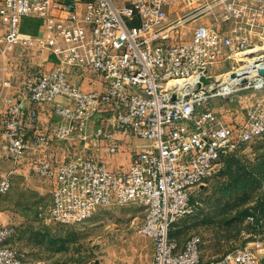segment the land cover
I'll return each instance as SVG.
<instances>
[{
    "label": "built area",
    "instance_id": "2783aa9c",
    "mask_svg": "<svg viewBox=\"0 0 264 264\" xmlns=\"http://www.w3.org/2000/svg\"><path fill=\"white\" fill-rule=\"evenodd\" d=\"M175 1L0 0V25L6 29L4 51L37 45L55 57L52 68L38 70L23 82L35 105L57 97L67 100L55 106L62 122L54 137L84 139L94 121L95 134L109 154L120 149L116 133L148 141L137 145L140 149L121 170L86 153L35 162L34 170L54 181L49 218L62 224L80 222L99 205L137 203L144 211L138 230L153 241L151 264H202L201 236L192 234L180 245L172 228L193 213L191 188L213 175L221 155L264 133V108L258 105L239 123L225 121L209 98L229 96L238 85L210 87L200 77L214 76L210 67L224 45L235 42L239 52L264 50V0H204L168 21ZM217 4L237 23L232 33L198 23L182 39V29ZM25 17L39 19L46 33L22 35L19 25ZM254 33L260 34L262 44L252 43ZM69 69L97 74L102 89L83 90L71 81ZM248 75L245 87L264 85V74ZM0 124L4 156L17 162L29 147L20 103L7 106ZM49 143L47 136H37L36 146ZM11 174L0 173V198L11 187ZM246 219L255 221L254 215ZM14 234V226L0 223V264H24L23 252L9 243ZM207 264H264V236Z\"/></svg>",
    "mask_w": 264,
    "mask_h": 264
},
{
    "label": "rangeland",
    "instance_id": "374dc122",
    "mask_svg": "<svg viewBox=\"0 0 264 264\" xmlns=\"http://www.w3.org/2000/svg\"><path fill=\"white\" fill-rule=\"evenodd\" d=\"M203 1L177 0L172 5L171 15L176 17L186 13ZM198 23L208 24L226 34H231L237 25L223 5L217 4L183 28L182 39L189 37ZM240 24L245 26L243 22ZM251 38L252 43H261L259 33H254ZM234 45L235 42L222 46L218 60L210 67V74L214 75L211 77H219L212 81L214 84L223 81L225 74L245 66L247 59L264 51L257 48V51L239 52ZM256 63L259 65L249 72L252 75L262 74L258 68H264V60ZM246 75L248 78V73ZM247 78L233 82L238 85L233 94L209 98L212 109L225 121L239 123L248 119L258 105L264 108V85L245 87ZM133 139L137 145L148 144L145 139ZM137 145L131 149L122 146L114 154L106 150L105 153L112 158L123 154L127 159L140 149ZM94 154L91 155L101 159ZM35 162H31L30 175L24 180L26 185H22L23 180L18 178L0 198L3 205L12 208L7 213L9 215H5L6 221L0 222L15 227V234L9 242L23 252L24 264L152 263L153 241L138 230L144 213L140 205L133 202L99 205L83 221L57 223L49 218L48 213L54 181L34 171ZM37 186L42 192L35 188ZM190 200L194 211L174 224L172 236L181 245L190 235L199 234L202 238V264L248 244L255 237H263L264 133L227 149L218 159L213 175L191 188ZM247 215H254L255 221L247 220ZM17 229H20L19 235H16Z\"/></svg>",
    "mask_w": 264,
    "mask_h": 264
},
{
    "label": "crops",
    "instance_id": "0c3cea01",
    "mask_svg": "<svg viewBox=\"0 0 264 264\" xmlns=\"http://www.w3.org/2000/svg\"><path fill=\"white\" fill-rule=\"evenodd\" d=\"M171 11L172 7L168 10V21L175 18V16L171 15ZM19 31L22 35H44L46 33L42 22L32 17H25L22 20L19 25ZM5 32V27L0 25V118L9 104L20 103L28 126L29 147L25 155L17 162L6 158L4 156L5 139L0 124V173L6 174L12 171V183L14 184L19 178V180H23L22 185H26L27 181L25 183L24 180H27L30 175L31 162L39 161L46 157L62 160L76 153H96V156L107 162L114 170L127 168L131 156L129 155L126 159L123 154H119L115 158L107 155L102 146L104 144L103 141L95 134L97 124L94 121L87 127L84 139L79 138L77 135L70 136L66 140L54 137L53 133L56 125L62 122L61 117L55 112V106L58 103H66L67 100L63 97H57L53 102L35 105L29 99L23 82L28 75L38 70L52 68L55 63V57L50 53L49 49L37 45H32L28 49L16 45L12 50L4 51ZM169 35L173 38L178 36L177 33L171 31ZM69 75L71 81L83 90H101L103 87L100 77L88 70L76 71L69 69ZM40 134L50 139L48 145L44 147L36 146L37 136ZM116 136L121 139L120 148L124 146L131 149L137 145V141L131 137L123 136L119 133H116ZM35 188L40 190L38 186ZM2 200H0V221L5 222V215H9L7 213L12 208L11 205H3ZM17 234H20V229L16 230ZM10 244L12 245V243ZM12 246L15 247L14 245Z\"/></svg>",
    "mask_w": 264,
    "mask_h": 264
},
{
    "label": "bare ground",
    "instance_id": "6f19581e",
    "mask_svg": "<svg viewBox=\"0 0 264 264\" xmlns=\"http://www.w3.org/2000/svg\"><path fill=\"white\" fill-rule=\"evenodd\" d=\"M255 49H256L255 51L258 50L257 48H255ZM261 59L264 60V54H262V53L261 54H257L255 56L247 59L246 60L247 63L245 64V66L241 67L236 72L231 71V72L225 74L224 75L225 76L224 80L221 81V82H218L216 84H214L215 82L213 83L212 81L215 80V79H218L219 77H211V78H208L209 79V83L212 82L211 85H209V86L210 87H213L215 85H218L220 83H225V82H227L231 86H235V84L233 82H235L237 80H245L247 78L246 73H249L251 70L254 69V67L258 66L259 64L256 63V62L259 61V60H261ZM263 70H264V68H261V67L258 68V71H260L261 73H262ZM253 75H254V73H253Z\"/></svg>",
    "mask_w": 264,
    "mask_h": 264
},
{
    "label": "water",
    "instance_id": "95a60500",
    "mask_svg": "<svg viewBox=\"0 0 264 264\" xmlns=\"http://www.w3.org/2000/svg\"><path fill=\"white\" fill-rule=\"evenodd\" d=\"M262 74H264V71H262ZM200 80L203 81L204 83H208V81H209V79L206 78L204 75H202V76L200 77Z\"/></svg>",
    "mask_w": 264,
    "mask_h": 264
}]
</instances>
